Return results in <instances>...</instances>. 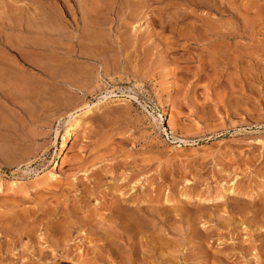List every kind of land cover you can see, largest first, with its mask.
<instances>
[{"label":"rangeland","instance_id":"obj_1","mask_svg":"<svg viewBox=\"0 0 264 264\" xmlns=\"http://www.w3.org/2000/svg\"><path fill=\"white\" fill-rule=\"evenodd\" d=\"M0 203V264H264V0H0Z\"/></svg>","mask_w":264,"mask_h":264},{"label":"bare ground","instance_id":"obj_2","mask_svg":"<svg viewBox=\"0 0 264 264\" xmlns=\"http://www.w3.org/2000/svg\"><path fill=\"white\" fill-rule=\"evenodd\" d=\"M199 25V24H198ZM92 37V36H91ZM81 39V38H80ZM86 40V39H85ZM89 41V40H88ZM47 42L49 43V41L47 40ZM79 42V41H78ZM94 42V41H93ZM105 42V41H104ZM61 43V42H60ZM108 44V43H107ZM54 45V44H53ZM110 45V44H109ZM84 47V46H83ZM94 48V47H93ZM49 49V48H48ZM96 49V48H95ZM50 50V49H49ZM89 50V49H88ZM103 50V49H102ZM51 51V50H50ZM82 51V50H81ZM84 51V50H83ZM100 51V50H99ZM71 53V52H70ZM96 54V53H95ZM101 54V53H100ZM53 57V56H52ZM55 58V57H54ZM93 58H95V57H93ZM52 59V58H51ZM71 59V58H70ZM111 59V58H110ZM90 60V59H89ZM78 61V60H77ZM49 62H51V61H49ZM75 62H76V60H75ZM77 63H79V62H77ZM50 64V63H49ZM83 65V64H82ZM50 69V68H49ZM18 71V70H17ZM65 72H66V70H65ZM68 73V72H67ZM64 75H65V73H64ZM22 76V75H21ZM64 77V76H63ZM66 80V79H65ZM70 81V80H69ZM68 81V82H69ZM73 97V96H72ZM66 103V102H65ZM99 103V102H98ZM98 103H96V104H94V105H90L91 103H88V102H86V103H84V104H82V105H80L78 108H76V109H74L70 114H69V120H68V126L66 127V130H65V133H64V138H63V140H65V139H72L73 137H77L78 136V134H77V131H78V128L81 126V123H82V118L85 116V115H88L91 111H92V109H93V107H96V105L98 104ZM72 108V107H71ZM120 108V107H119ZM121 111V110H120ZM64 113V112H63ZM90 118H92V116L90 117ZM4 120V119H3ZM117 123V122H116ZM15 128V127H14ZM84 128V127H83ZM88 130V129H87ZM86 130V131H87ZM11 132V131H10ZM89 132V131H88ZM91 135V134H90ZM85 138V137H84ZM108 144V143H107ZM85 145V144H84ZM64 146V141L62 142V147ZM78 146V145H77ZM5 147H6V145H5ZM107 147V146H106ZM12 148V147H11ZM4 149V148H3ZM99 150V149H98ZM102 150V149H101ZM100 151V150H99ZM103 151V150H102ZM101 152V151H100ZM109 152V151H108ZM2 153V152H1ZM30 154V153H29ZM35 154V153H34ZM33 154V155H34ZM111 154V153H110ZM30 155H32V154H30ZM77 156V155H76ZM74 158V157H73ZM137 158V157H136ZM4 159V158H3ZM2 159V160H3ZM92 159V158H91ZM70 160V159H69ZM72 160V159H71ZM127 160V159H126ZM26 161V160H25ZM65 161V156L63 157V159H62V162H64ZM76 161V160H75ZM6 162V161H5ZM24 162V161H23ZM103 162V161H102ZM133 162H134V160H133ZM121 164V163H120ZM80 165V164H79ZM88 165V164H87ZM109 166V165H108ZM122 166V165H121ZM147 166V165H146ZM71 167V166H70ZM77 167V166H76ZM104 167H105V165H104ZM107 167V166H106ZM140 167V166H139ZM72 168V167H71ZM138 168V167H137ZM136 168V169H137ZM145 168V167H144ZM90 169V168H89ZM93 169V168H92ZM146 169H148V168H146ZM72 170V169H71ZM125 170V169H124ZM98 171H99V169H98ZM104 171H106V170H104ZM126 171V170H125ZM47 173V172H46ZM45 173V174H46ZM125 173V172H124ZM115 174H117V173H115ZM123 174V173H122ZM44 175V174H43ZM43 175H41V176H43ZM91 175V174H90ZM100 175V174H99ZM39 177V178H38ZM68 177V176H67ZM95 177V176H94ZM43 179L42 180H36V179H41V177L40 176H37L36 177V181L34 182V185H33V187H32V189L34 190V191H37V187L38 186H40V185H42V184H49V185H51L50 183L52 182L53 183V181H55V182H57L56 180H58L57 179V177H56V174H55V172L54 171H50V172H48L47 173V175H45L44 177H42ZM97 178V177H96ZM122 178V177H121ZM125 178V177H124ZM70 179V178H69ZM78 179V178H77ZM121 181V180H120ZM69 182V181H68ZM66 183V182H65ZM118 183V182H117ZM20 185V182H16V181H14V182H12L11 183V186L12 187H17V186H19ZM153 185V184H152ZM228 185V184H227ZM231 185V184H230ZM52 186V185H51ZM55 186V185H54ZM53 186V187H54ZM57 186V185H56ZM126 187V186H125ZM128 187V186H127ZM226 187V186H225ZM52 188V187H51ZM151 188H152V186H151ZM227 188V187H226ZM226 188H222L221 190H222V192H221V194H219L218 195V198H222V197H224V196H226V195H229V194H232L233 192H234V190L232 189V186H228V189H226ZM234 188V187H233ZM55 189H56V187H55ZM122 189V188H121ZM40 190V189H39ZM51 190V189H50ZM63 190V189H62ZM12 191V190H11ZM67 191V190H66ZM121 191V190H120ZM87 192V191H86ZM56 193V192H55ZM120 193V192H119ZM220 193V192H219ZM38 194V193H37ZM51 194V193H50ZM127 194V193H126ZM55 195V194H54ZM89 195V194H88ZM121 197H116L115 198V196H114V199L112 200L111 199V203H110V205L109 206H111V208H112V210H117V211H114V213H113V215H112V219H111V222H114V223H116V227H117V229L115 230L116 232L115 233H113V234H111L110 235V237H109V241H107V237H103L102 238V240H106L107 242H109L111 245H115V244H117V242H118V238H120V240H122V236H121V232H124L125 231V229H127V228H129V229H131V230H134V233H135V235H137V233H138V230L144 225V221H143V219H141L140 217H139V213H138V211H139V207H132L131 205H129L128 203H129V201L127 200V199H125L123 196H124V194H121L120 195ZM217 196V195H216ZM230 196V195H229ZM35 197V196H34ZM232 197V196H231ZM20 198V197H19ZM22 198V197H21ZM39 198V197H38ZM217 198V199H218ZM230 198V197H229ZM45 199V198H44ZM89 199V198H88ZM166 199H168V198H166ZM165 199V201H167ZM90 200V199H89ZM243 200V199H242ZM50 201V200H49ZM54 201V200H53ZM227 201V200H226ZM7 202V201H6ZM18 202V201H17ZM125 202V203H124ZM215 202V201H214ZM225 202V201H224ZM242 202V201H241ZM8 203V202H7ZM23 203V202H22ZM35 203H36V205H37V212H40V213H42V214H44V213H46V212H50L51 211V207H53V206H51L49 203H46L45 201H43V200H39V199H36L35 200ZM221 203V202H220ZM227 203H228V201H227ZM237 203V202H236ZM1 204V203H0ZM5 204V203H4ZM85 204V203H84ZM128 204V205H127ZM222 204V203H221ZM153 205V204H152ZM26 206V205H25ZM49 206H51V207H49ZM26 208V207H25ZM55 208V207H54ZM74 208V207H73ZM110 208V209H111ZM76 209H77V207H76ZM24 211V210H23ZM53 211V210H52ZM27 212H28V209L25 211V212H23L22 213V217L21 216H19V219L22 221L23 219H26L28 216H26L27 215ZM56 210L55 211H53V212H50V216H52L53 214H56ZM74 213H75V209H71V210H67L65 213H64V215H65V218H70V220L72 219L71 217H73L74 216ZM49 214V213H48ZM58 215H60L59 213H58ZM63 215V214H62ZM12 216V215H11ZM63 217V216H62ZM62 217H61V219H62ZM53 218V217H52ZM52 218H50V220L52 219ZM54 218H57L56 220H55V222L57 221V220H59L58 219V217L56 216H54ZM74 218H75V216H74ZM16 219H17V217H16ZM49 219V218H48ZM53 220V219H52ZM51 220V222H53ZM63 220H65L66 221V219H63ZM63 220H61V222L59 221H57L56 223H52L53 224V226H52V224L50 225V226H52L53 228H55L56 230H58L59 229V227H65V229H62V230H65V232H66V234L65 235H62V236H69L70 234H71V232H72V227L73 226H75V225H73L74 224V221H71L70 222V224H67L66 223V225L64 226V221ZM63 221V222H62ZM143 221V222H142ZM17 222V221H16ZM62 223V224H61ZM69 223V222H68ZM72 223V224H71ZM61 224V225H60ZM49 225V224H48ZM16 226V225H15ZM19 227V226H18ZM46 228V227H45ZM73 228H76V227H73ZM20 229V228H19ZM84 229V228H83ZM55 230V231H56ZM60 231H61V229H60ZM107 231H108V229H107ZM16 232V231H15ZM22 232V231H21ZM54 232V231H53ZM106 232V231H105ZM104 232V233H105ZM28 233V232H27ZM107 233V232H106ZM109 233V232H108ZM128 233V232H127ZM126 233V234H127ZM116 234V235H115ZM18 235V234H17ZM117 235H118V237H117ZM128 235V234H127ZM72 236H73V234H72ZM126 236V235H125ZM61 237V236H60ZM90 239V238H89ZM56 241V240H55ZM66 241V240H65ZM103 241V242H104ZM54 242V241H53ZM57 243V242H56ZM102 245V244H101ZM117 246V245H116ZM28 252V251H27ZM117 252V251H116ZM40 253V252H39ZM42 253V252H41ZM69 253V252H68ZM70 254V253H69ZM43 255V254H42ZM68 256V255H67ZM66 256V257H67ZM72 257V256H71ZM70 257V258H71ZM74 258V257H73Z\"/></svg>","mask_w":264,"mask_h":264}]
</instances>
